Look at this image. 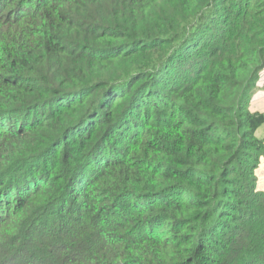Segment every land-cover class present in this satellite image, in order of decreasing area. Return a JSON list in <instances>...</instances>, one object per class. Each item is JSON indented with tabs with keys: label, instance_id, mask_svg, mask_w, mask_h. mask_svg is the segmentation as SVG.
<instances>
[{
	"label": "trees",
	"instance_id": "obj_1",
	"mask_svg": "<svg viewBox=\"0 0 264 264\" xmlns=\"http://www.w3.org/2000/svg\"><path fill=\"white\" fill-rule=\"evenodd\" d=\"M263 69L264 0H0V264H264Z\"/></svg>",
	"mask_w": 264,
	"mask_h": 264
},
{
	"label": "rangeland",
	"instance_id": "obj_2",
	"mask_svg": "<svg viewBox=\"0 0 264 264\" xmlns=\"http://www.w3.org/2000/svg\"><path fill=\"white\" fill-rule=\"evenodd\" d=\"M252 99H253L252 109L256 108V110L264 111V69L261 71L260 78L257 82ZM263 129L260 131V135H264ZM256 174H257V189L264 190V157H261L260 163L256 169Z\"/></svg>",
	"mask_w": 264,
	"mask_h": 264
},
{
	"label": "crops",
	"instance_id": "obj_3",
	"mask_svg": "<svg viewBox=\"0 0 264 264\" xmlns=\"http://www.w3.org/2000/svg\"><path fill=\"white\" fill-rule=\"evenodd\" d=\"M258 88H259V85H258ZM252 106H253V99H252L251 104H250L251 109H252ZM252 110L253 111H262V112H264L263 110H256V108H254Z\"/></svg>",
	"mask_w": 264,
	"mask_h": 264
}]
</instances>
